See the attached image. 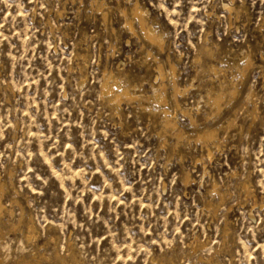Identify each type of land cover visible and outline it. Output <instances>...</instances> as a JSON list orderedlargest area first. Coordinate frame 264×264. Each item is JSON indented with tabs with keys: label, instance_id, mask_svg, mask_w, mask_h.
<instances>
[{
	"label": "rangeland",
	"instance_id": "374dc122",
	"mask_svg": "<svg viewBox=\"0 0 264 264\" xmlns=\"http://www.w3.org/2000/svg\"><path fill=\"white\" fill-rule=\"evenodd\" d=\"M0 185V264H264V0H0Z\"/></svg>",
	"mask_w": 264,
	"mask_h": 264
},
{
	"label": "bare ground",
	"instance_id": "6f19581e",
	"mask_svg": "<svg viewBox=\"0 0 264 264\" xmlns=\"http://www.w3.org/2000/svg\"><path fill=\"white\" fill-rule=\"evenodd\" d=\"M227 8H229V6H226ZM230 10H231V8H230ZM133 15H134V17L135 18H137L139 21H140V25H141V27H142V29H143V31L145 32V35H146V37L150 40V42L151 43H153V44H157V45H161L162 43H161V39H159L154 33H153V31H152V29L151 28H149L148 26H147V24H146V21H145V17H143L144 15L142 14V11H139V9L137 8V7H135V10L133 11ZM128 22V21H127ZM128 25H129V23H128ZM130 29L131 30H134V24H133V22H130ZM131 32H134V31H131ZM153 46V45H152ZM248 63H250V62H248ZM248 65V64H247ZM250 66V65H249ZM247 67V66H246ZM160 69V71H162L163 70V67H160L159 68ZM174 69V68H173ZM167 73V72H166ZM112 76V75H111ZM107 77V76H106ZM115 78V77H114ZM109 79V78H108ZM118 81V80H117ZM113 84H114V82H113ZM118 85V84H117ZM116 85V86H117ZM175 87V96H177L179 93H181V90H180V87L178 86V84H176L175 83V85H174ZM114 87L113 86H111L108 82L107 83H105V86H104V93H106V94H112V92L114 91V89H113ZM163 90H164V88H162ZM130 91H132V90H130ZM130 91H128V89L123 93V95H125V96H127V97H130V98H133V96H132V94L130 93ZM134 93V92H133ZM154 93H156V92H154ZM135 94V93H134ZM233 94H234V92H233ZM155 95V94H154ZM220 95V94H219ZM163 96V95H162ZM162 96H159V95H156V97H157V99H159V100H161V102L162 101H165L166 100V98L165 97H162ZM210 96H212V95H210ZM112 97L113 98H118V100L120 99L119 97V94H114V95H112ZM126 97V98H127ZM111 98V97H110ZM136 97H134V99H135ZM137 98H138V96H137ZM211 98V97H210ZM214 98V97H213ZM108 99V98H107ZM178 99V98H177ZM130 100V99H129ZM117 101V100H116ZM115 101V102H116ZM119 101H121V100H119ZM118 102V101H117ZM178 102V101H177ZM220 106V99H217L216 100V103H215V106ZM181 109V108H180ZM177 110V109H176ZM165 113V112H164ZM234 121V120H233ZM166 123H167V125L169 126V125H174V127H176L177 125L175 124L176 122H174V120L173 119H167L166 120ZM174 127H173V129H174ZM176 133V132H175ZM182 133V132H181ZM217 134L218 133H216V131H211V130H208V131H205L202 135H200V139H202V140H204L205 141V143H211V144H214L215 145V139L217 138ZM177 135V134H176ZM182 135V134H181ZM179 138H180V136H179ZM218 147H219V144H218ZM210 153H211V151H210ZM213 154V153H212ZM188 176V175H187ZM188 178H189V176H188ZM1 186V185H0ZM218 186V185H217ZM216 189V188H215ZM246 190V189H245ZM247 191H249V190H247ZM216 192V191H215ZM220 193V192H219ZM223 195V194H222ZM4 209V203L0 200V210H3ZM31 232V231H30Z\"/></svg>",
	"mask_w": 264,
	"mask_h": 264
}]
</instances>
